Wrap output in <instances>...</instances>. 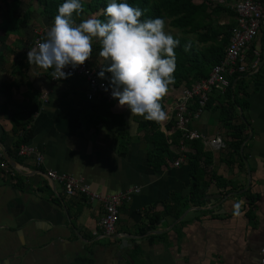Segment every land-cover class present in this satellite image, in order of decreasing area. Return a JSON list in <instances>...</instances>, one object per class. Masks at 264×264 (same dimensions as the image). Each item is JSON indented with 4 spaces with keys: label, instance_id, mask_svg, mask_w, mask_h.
I'll use <instances>...</instances> for the list:
<instances>
[{
    "label": "crops",
    "instance_id": "0c3cea01",
    "mask_svg": "<svg viewBox=\"0 0 264 264\" xmlns=\"http://www.w3.org/2000/svg\"><path fill=\"white\" fill-rule=\"evenodd\" d=\"M2 1L0 153L8 167L0 169V264H75L89 251L93 264H259L264 247V27L245 55L248 84L239 97L248 107L239 156L229 158V134L214 112L217 100L189 126L205 137L220 134L225 142L219 150L200 142L212 161L200 163L201 200L193 205L186 158L194 152L192 143L179 167L175 159L151 167L152 144L138 130V121L146 119L114 99L109 111L122 114V122H99L107 111L101 99L87 100L80 76L53 81L51 69L28 63L35 38H45L53 26L40 15V6L34 0ZM178 95V89L169 88L163 101L167 118L159 122L175 155L179 140L172 143L175 131L166 127ZM13 125L17 136L23 126L32 130L26 145L42 157L40 165L35 155H16ZM123 132L128 137H121ZM49 169L76 176L99 195L136 189L118 206L112 236L98 227L102 202L64 195L58 183L48 181Z\"/></svg>",
    "mask_w": 264,
    "mask_h": 264
},
{
    "label": "clouds",
    "instance_id": "9594fccd",
    "mask_svg": "<svg viewBox=\"0 0 264 264\" xmlns=\"http://www.w3.org/2000/svg\"><path fill=\"white\" fill-rule=\"evenodd\" d=\"M83 11L81 0H65L46 39L29 49L28 63L53 69V79H66L72 73L64 69L84 65L92 57L93 41H98L99 56L107 62L98 75L104 78L105 72L112 74L113 99L147 120L164 121L167 115L161 101L175 83V50L180 41L165 31L163 19L142 20L147 10L125 0L107 4L106 21L90 17L77 23L74 16ZM184 50L189 49L185 46Z\"/></svg>",
    "mask_w": 264,
    "mask_h": 264
},
{
    "label": "trees",
    "instance_id": "16d2710c",
    "mask_svg": "<svg viewBox=\"0 0 264 264\" xmlns=\"http://www.w3.org/2000/svg\"><path fill=\"white\" fill-rule=\"evenodd\" d=\"M34 1L40 6V15L48 19L51 24H54V18L58 14L59 6L65 2V0ZM81 2L83 4V0ZM110 2L111 0H89L85 7L90 13L98 12L97 18L106 21L107 17L104 14V10ZM125 2L133 7L147 10L144 16L141 17L142 20L146 18H161L164 21H166L165 19H170L171 27L177 29L182 34L181 36L173 35L175 39L180 41V44L175 50L177 56L176 70L174 73L175 83L170 85V87L178 89L182 84L189 87L205 79L212 66L221 60L225 46L231 35L230 25L225 24L214 28L212 27V23L215 20L214 18H219L223 13L227 15L233 14L223 4H213L212 0H200L198 4L194 0H125ZM1 5H4V1L2 0H0V12L2 11ZM28 13L26 10L22 18H26ZM74 18L77 20V23L81 22V15L79 17L74 16ZM188 35H196L198 39L192 40L188 38ZM44 39H46V36L43 39L40 38V42ZM198 44H202L203 48H198ZM185 46L188 47V51L184 50ZM259 74L260 71L258 70L254 73V76L256 77ZM230 82L231 86L223 93L215 90L210 93L204 109L210 107L217 100L218 103L214 107V112L219 122L228 131L230 138L229 146L231 147L229 158L232 160L234 157L239 156L245 138L244 129L246 121L243 112L248 107V102L245 99H241L239 95L245 94V89L248 84L246 73L233 75L230 78ZM164 99L165 97L161 101L163 108ZM100 101L106 109L108 117L105 119L99 117V122H107L108 120V123L112 121L117 122L113 120L116 118H119L121 120L120 122H122V114H113L109 111L114 101L107 102L105 99H101ZM189 108L191 111H196L198 109V99L194 98ZM237 108L242 111L241 115L238 113ZM173 127L174 124L171 122L166 129L172 130ZM138 130L143 131L142 138L147 143L152 144V148L148 150V162L151 167L154 169L161 168L166 164L167 160L177 158L170 151L167 137L160 130L159 122L147 119L138 121ZM21 131V134L17 136L16 126L13 125L12 134L15 136V151L18 150L21 144H27L32 135V130L26 129V126H23ZM124 135L128 137L127 132L120 133L121 137H124ZM179 139L180 132L175 131L172 135V143L177 144ZM199 144V141L192 142L191 147H193L194 152L186 156L192 179L188 198L193 205H198L201 200L198 189L204 172L202 167L204 165H210L212 161L211 153L203 152L202 146ZM202 159L203 166L201 167L200 163ZM15 184L19 185L17 183ZM184 206L188 207L187 204ZM88 254V257H78L75 260V264H93L92 253L89 251Z\"/></svg>",
    "mask_w": 264,
    "mask_h": 264
},
{
    "label": "built area",
    "instance_id": "2783aa9c",
    "mask_svg": "<svg viewBox=\"0 0 264 264\" xmlns=\"http://www.w3.org/2000/svg\"><path fill=\"white\" fill-rule=\"evenodd\" d=\"M214 3H221L230 9L233 14L227 15L223 13L227 21L220 23L221 25H230V38L225 46L221 60L214 64L205 79H202L191 86L187 87L182 84L178 90L179 95L176 99L174 107L170 111L169 119L174 124V131L180 132L178 141L177 158L173 165L179 167L183 162L186 151V145L194 141H199L206 147L219 150L225 147V142L220 134L205 137L203 134L192 130L189 126L192 120L197 119L204 110L205 104L210 93L215 90L223 93L231 86L230 78L235 74H241L248 71L246 66V51L248 45L257 37L262 27H264V0H212ZM40 42V37L35 38V46ZM53 81H58L52 78ZM66 73L80 76L86 85L87 100L95 98L105 99L107 102L113 101L111 95V86L108 82V76L99 77L101 71L100 66H91L85 62L84 65L75 69L67 67L64 69ZM108 89L105 91V89ZM173 89L172 87H169ZM198 99V109L190 110L191 101ZM172 150V144L169 143ZM19 158H31L35 155L37 165L42 162V157L35 153L33 148L26 144H21L16 151ZM7 160L0 153V169L6 170L8 167ZM48 181L58 183L64 195H79L84 199L92 201L98 200L102 202L103 212L98 220V227L104 236H111L115 232V227L119 219L118 206L122 201L128 199L130 194L136 189L125 191L124 193L112 195H99L91 191L79 178L74 175L58 172L55 170H47L45 173ZM259 264H264V247L259 249Z\"/></svg>",
    "mask_w": 264,
    "mask_h": 264
},
{
    "label": "rangeland",
    "instance_id": "374dc122",
    "mask_svg": "<svg viewBox=\"0 0 264 264\" xmlns=\"http://www.w3.org/2000/svg\"><path fill=\"white\" fill-rule=\"evenodd\" d=\"M89 0H83V6H84V11L83 13L81 14V22L84 20V19H87V18H90V17H96L97 18V13L98 12H94V13H90L85 5L86 3H88ZM195 3H200V0H194ZM215 20L213 21L212 23V27L214 28H218L220 27V23H221V19H222V15L218 18H214ZM165 31L174 35V36H181L182 34L175 28L171 27V24H170V19H165ZM188 38L192 39V40H197L198 38L196 37V35H188ZM100 44L98 43V41H93V50H96L97 52L91 57V60H88L86 61L87 64L89 65H95V66H104L107 62L99 56V52H100ZM198 48H203V45L202 44H198ZM111 75H108L109 76V80L108 82L110 83V79H111ZM132 128V127H131Z\"/></svg>",
    "mask_w": 264,
    "mask_h": 264
},
{
    "label": "water",
    "instance_id": "95a60500",
    "mask_svg": "<svg viewBox=\"0 0 264 264\" xmlns=\"http://www.w3.org/2000/svg\"><path fill=\"white\" fill-rule=\"evenodd\" d=\"M7 160V159H6ZM8 161V160H7ZM9 163L12 164V161L9 160ZM112 236V235H111ZM109 237V236H108Z\"/></svg>",
    "mask_w": 264,
    "mask_h": 264
}]
</instances>
